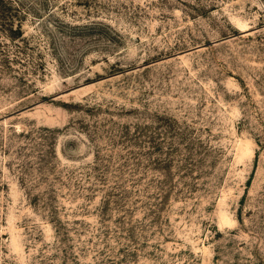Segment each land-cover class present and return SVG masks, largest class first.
Masks as SVG:
<instances>
[{"label":"rangeland","instance_id":"rangeland-1","mask_svg":"<svg viewBox=\"0 0 264 264\" xmlns=\"http://www.w3.org/2000/svg\"><path fill=\"white\" fill-rule=\"evenodd\" d=\"M1 7L0 264H264V0Z\"/></svg>","mask_w":264,"mask_h":264},{"label":"trees","instance_id":"trees-1","mask_svg":"<svg viewBox=\"0 0 264 264\" xmlns=\"http://www.w3.org/2000/svg\"><path fill=\"white\" fill-rule=\"evenodd\" d=\"M3 2H4V0H0V10H3L2 7H1V5L3 4ZM12 2L14 3V0H10V4L11 5L13 4ZM8 5H9V3H8ZM12 8L13 7H9V8H7V10L8 11H10V10H16V8H13V9ZM13 28H14V24H11L10 25V29H11L10 31H11V33H14V34L16 33L15 35H19L21 37L22 36V30H21L22 29V26H17V29L16 30H14Z\"/></svg>","mask_w":264,"mask_h":264}]
</instances>
